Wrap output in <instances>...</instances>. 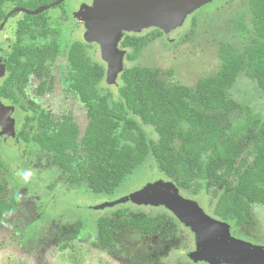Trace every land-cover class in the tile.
<instances>
[{
  "label": "trees",
  "instance_id": "1",
  "mask_svg": "<svg viewBox=\"0 0 264 264\" xmlns=\"http://www.w3.org/2000/svg\"><path fill=\"white\" fill-rule=\"evenodd\" d=\"M4 2L0 1V20ZM246 2L250 27L245 21V13L232 19L230 27L236 33L252 35L251 45L242 55L227 44L220 45V70L214 76L199 79L195 88L169 81L172 70L130 65L120 74L117 96L111 92L103 93L99 85L105 75L104 67L91 60L85 45L73 43L66 56L69 83L64 92L86 107L87 124L81 135L70 114L56 120L35 105L21 104L10 90L15 82L20 85L28 73H34L38 78L35 89L38 95L53 89L55 80L48 63L58 54L55 43L26 51V60H20L15 51L13 65L9 66V73L0 87V99L20 110L23 121L17 138L23 143L34 142L49 155L53 165L70 173L71 180H87L88 189L94 193L114 192L127 175L152 156L157 168L178 188L188 189L193 182L199 189L212 187L213 195L217 197L215 216L227 221L247 222L246 203H264V120L250 107L233 101L229 91L238 76L244 74L264 96V0ZM193 26L195 21L187 40L194 33ZM155 37H125L122 46L131 49L127 59L135 61ZM143 125L153 127L156 140L148 138ZM256 127L259 130L255 132ZM249 141L250 150L240 158ZM79 148L86 160L74 165L69 152ZM248 155L253 156L251 164H248ZM2 165L0 158V167ZM231 174L236 178L234 187L225 183ZM6 208L7 202H0V219ZM16 208L17 195L12 198L9 211ZM123 213L117 210L111 216L98 219L100 246L113 245L117 227H130L145 234L160 230L169 234L167 229L177 225L163 215L141 213L129 217ZM63 231L55 236L61 237ZM65 235L66 241L59 246L61 249L68 247L67 240L73 236ZM144 258V264H156L155 259Z\"/></svg>",
  "mask_w": 264,
  "mask_h": 264
},
{
  "label": "rangeland",
  "instance_id": "2",
  "mask_svg": "<svg viewBox=\"0 0 264 264\" xmlns=\"http://www.w3.org/2000/svg\"><path fill=\"white\" fill-rule=\"evenodd\" d=\"M242 13L246 14L245 21L250 27L246 0H202L198 8L186 15L181 26L145 47L133 64L163 71L172 70L173 75L169 81L195 88L199 79L214 76L220 70V45L233 47L238 55H242L245 48L251 45L252 35L236 33L230 27V21ZM78 17L82 19V16ZM193 21L194 33L187 40ZM62 31L63 27L58 35V54L53 62L48 63L50 74L55 80L53 90L38 97L34 93L33 83H25L20 102L26 106L35 105L56 120L70 114L81 135L87 124L86 107L75 97H67L64 92L69 83L66 56L70 40L64 39ZM4 34L5 31L1 36ZM86 42L91 43L87 50L91 60L105 69L99 85L100 91L111 92L116 97L121 84L120 74L127 67L126 51L118 48L123 53V70L108 73L109 62L103 58L100 45L96 41ZM93 42L95 44L92 45ZM229 92L233 101L249 106L264 119V96L244 74L238 76ZM0 102L13 108L14 119L12 133L3 131L2 127L0 129V155L6 167L5 172H0V199L15 195L18 197L13 214H5L0 220V264H131L136 257L153 253L160 254L163 264H210L192 259L190 254L196 249L195 234L176 214L163 205L135 203L130 197L149 183L171 182L184 199L197 203L206 216L220 221L212 214L217 200L211 194L212 187L207 192L193 182L188 189H180L157 168L153 157L148 156L126 176L114 192L94 193L88 189L87 180H71L70 173L54 166L49 155L42 152L34 142H21L17 133L23 119L18 106L1 99ZM143 128L148 138L157 139L152 126L143 125ZM25 129L32 133L28 128ZM69 157L74 165L85 163L86 160L80 148L70 151ZM24 170L33 173L27 183L17 174ZM117 210L124 211L123 216L129 217L141 213L163 215L177 225L167 229L169 234H163V230L145 234L130 227H117L113 245L101 247L97 221L101 217L111 216ZM248 213L255 219L253 224L238 227L223 223L227 225L231 238L247 242L252 247H264V214L259 205H249ZM60 230L73 235L67 240L68 247L65 249L59 247L66 241L63 238L65 233H61V237L55 236ZM159 233L164 236L163 239L157 238Z\"/></svg>",
  "mask_w": 264,
  "mask_h": 264
},
{
  "label": "water",
  "instance_id": "3",
  "mask_svg": "<svg viewBox=\"0 0 264 264\" xmlns=\"http://www.w3.org/2000/svg\"><path fill=\"white\" fill-rule=\"evenodd\" d=\"M63 0L39 7L35 15L58 5ZM202 0H96L93 7L83 11L84 18L93 21L85 33L87 41H96L102 56L109 62L108 73L122 71L123 53L118 50L121 32L140 31L155 26L164 31L181 26L185 17L201 5ZM9 14L0 24V29ZM13 108L0 102V129L12 133ZM135 203L163 205L176 214L196 237V249L190 254L193 260L210 264H264V247H252L247 242L231 238L225 223L206 216L197 203L184 199L171 182H154L145 185L130 197Z\"/></svg>",
  "mask_w": 264,
  "mask_h": 264
},
{
  "label": "flooded vegetation",
  "instance_id": "4",
  "mask_svg": "<svg viewBox=\"0 0 264 264\" xmlns=\"http://www.w3.org/2000/svg\"><path fill=\"white\" fill-rule=\"evenodd\" d=\"M54 1L56 0H5V2L1 5L3 16L1 17L0 24L2 23L3 19L8 14L9 16L6 22L4 23V25L2 26V28L0 29V87L4 83L6 76L9 73V66L13 65L12 60H13V53H15V51L20 56L19 57L20 60H22V58L26 60V56H25L26 51L40 49L50 42H54L59 51V40H58L59 36L58 35L62 27H63L62 34H63L64 39L67 38L68 40H70V44L68 46L67 51L69 50L70 46L73 43H81L85 45L86 52L89 49V45H91V43L86 42L85 33L88 28L87 25L89 23L92 24L93 21L90 18L89 20L87 18H84L83 13L87 11L89 8L93 7L96 0H63L58 5L51 7L47 10H44L35 15L27 14L25 12V10L34 11L41 6L48 5L50 3H53ZM32 16H38V18L31 19L30 17ZM78 16H82L80 17L82 19H79ZM4 31L6 32V34L1 36ZM171 32H173V30L166 32L155 26L145 27L137 32L123 30L121 32V39L117 47L119 48V50L122 49L126 51V54H125V62L127 63L126 66L137 65L133 63L136 60H138L141 54L135 61H130L127 59V53L131 49L129 47L122 46V42L124 41L125 37H133L135 39H138V38L145 37V36L155 35L156 37L149 44L145 46L147 47L152 42L156 41L159 37L167 36ZM93 44H95V42H93L92 45ZM144 48L142 49V51L144 50ZM28 82L33 83L34 93L38 97H42L46 95L47 93H50L53 90L52 89L50 92L44 93L43 95H38L35 92L36 85L38 83V78L34 73H28L24 81L20 85H18V83L15 82L10 87V90L15 94V96H17L19 100H20V96H22L23 94L24 85L25 83H28ZM10 105H14V104L10 103ZM31 106H34V105H31ZM250 109L253 112H255L252 108ZM255 113L260 114L259 112H255ZM254 129H255L254 131L256 132L257 130H259V127H256ZM248 144L249 146L246 145L245 147H243V150L240 153L241 155L240 158L244 156L245 154H247V152L250 150L251 141H249ZM0 158L2 160L1 155H0ZM252 161H253V156L248 155V164H251ZM5 168L6 167L3 162V165L0 167V172H3V171L5 172ZM225 181H226L225 182L226 185H230V187L231 186L234 187L235 186L234 184H236V178L232 174L228 176ZM220 189H222V187ZM205 191L209 192L208 189ZM211 194L213 195L214 193H211ZM13 197L0 199V202L2 201L7 202L6 212L4 213L2 218H4L5 214L6 216L12 215L13 212L15 211V210L12 212L9 211V206L11 204V200ZM214 197L217 199L216 196ZM17 204H18V197H17ZM249 205H259V208H261L262 215L264 214V203L250 202V201L246 203V209H245V216L248 219L247 222L238 223L235 220L227 221L218 216H215L213 213L215 204L212 209V214L216 219L222 222H226L227 224H231V225L238 226V227L243 226V225H250L254 223L255 219L251 217V214L248 213ZM257 209H258V206H257ZM231 232L233 234L232 230ZM165 236H169V235H165ZM163 237L159 235L157 236L158 239H163ZM234 237L239 238V239L242 238L240 235H234ZM246 241L255 244V242L251 240L246 239ZM159 255H156V253L143 254V255L136 257V259L133 260V263L134 264H144V261H143L145 260L144 257H148L149 259H155L156 264H163L161 257Z\"/></svg>",
  "mask_w": 264,
  "mask_h": 264
},
{
  "label": "clouds",
  "instance_id": "5",
  "mask_svg": "<svg viewBox=\"0 0 264 264\" xmlns=\"http://www.w3.org/2000/svg\"><path fill=\"white\" fill-rule=\"evenodd\" d=\"M17 174L22 177L25 183L29 182L31 177L33 176V173L31 170H24L22 172H18Z\"/></svg>",
  "mask_w": 264,
  "mask_h": 264
}]
</instances>
